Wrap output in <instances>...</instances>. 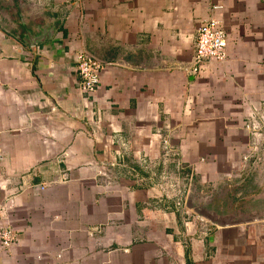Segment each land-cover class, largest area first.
I'll return each instance as SVG.
<instances>
[{"label": "crops", "instance_id": "1", "mask_svg": "<svg viewBox=\"0 0 264 264\" xmlns=\"http://www.w3.org/2000/svg\"><path fill=\"white\" fill-rule=\"evenodd\" d=\"M211 16L228 60L194 75ZM262 118L264 0H0V264H264Z\"/></svg>", "mask_w": 264, "mask_h": 264}, {"label": "built area", "instance_id": "2", "mask_svg": "<svg viewBox=\"0 0 264 264\" xmlns=\"http://www.w3.org/2000/svg\"><path fill=\"white\" fill-rule=\"evenodd\" d=\"M220 6H215L214 9H220ZM229 38L227 30L218 17L211 16L206 19L198 30V37L195 47L193 69L194 73H199L205 64L208 62H216L224 64L228 60ZM106 64L97 57L82 52L77 60V71L80 76V88L87 96H94L100 84L102 74ZM258 115L251 114L254 118ZM257 138H264V118L262 124L253 128ZM257 145V144H255ZM182 200L178 202V206H183ZM1 242L3 246L10 247L14 244L16 237L12 229L6 228L2 231Z\"/></svg>", "mask_w": 264, "mask_h": 264}, {"label": "water", "instance_id": "3", "mask_svg": "<svg viewBox=\"0 0 264 264\" xmlns=\"http://www.w3.org/2000/svg\"><path fill=\"white\" fill-rule=\"evenodd\" d=\"M35 43V41H34ZM209 195L207 192H205L202 195V198H198L197 194V186L195 184L192 185V187L189 190L188 198L186 205L187 207L195 212L200 217H203L212 223L219 224V225H225V221L221 219V217L217 216L215 213H213L208 207L209 204L212 202L211 199H209ZM256 218H249L248 220H245L246 222L256 221ZM241 222V221H240ZM237 222V223H240Z\"/></svg>", "mask_w": 264, "mask_h": 264}, {"label": "rangeland", "instance_id": "4", "mask_svg": "<svg viewBox=\"0 0 264 264\" xmlns=\"http://www.w3.org/2000/svg\"><path fill=\"white\" fill-rule=\"evenodd\" d=\"M208 64H218V65H222V64H220V63H216V62H213V63L208 62L207 64H205V67H206V65H208ZM205 67H203V69H201L200 72L197 73V74L194 73V72H193V69H191V68H190V71L192 72V74H194V75H198V74H200V73L205 69ZM254 126H257V124H255ZM254 126H253L252 128H254ZM164 145H165V146H164V149H165V151L167 152L165 155H166V156L171 155V154H172V150L170 149L169 145H167V143H165ZM171 163H175V162L172 161V160H170V161H169V165H170ZM150 164H151V162H150L149 160H147V166H148L149 169L152 168V170H153V166H154V165H155L156 168L159 167V163H156V164L152 163L151 166H150ZM187 169H191V168H190V167H187L185 164H183V166H182V165L180 166V168H179V170H178V174H177V173H176L177 170H176L175 168H173V166H172V167L170 166V167H169L170 172H171L172 174H174L176 177H174L173 179L168 180V179H169V176H168V173H167V179H166L167 183H168L169 185H171V186H176L177 184L180 185V184L184 183V184L188 185L189 188H191L192 185L195 184V182L193 181V179L195 180V177H192L191 174L189 175L188 172H187L186 175H185V171H187ZM168 172H169V171H168ZM170 172H169V175H170ZM188 176H189V177H188ZM187 177H188V179H187ZM195 185H196V184H195ZM188 192H189V191H188ZM186 194H187V193H186ZM185 197H186V196H185Z\"/></svg>", "mask_w": 264, "mask_h": 264}]
</instances>
